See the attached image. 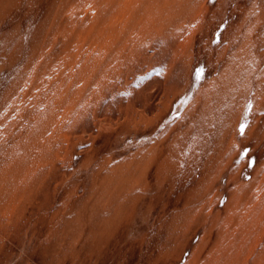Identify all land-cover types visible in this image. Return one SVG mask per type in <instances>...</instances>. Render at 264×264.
Instances as JSON below:
<instances>
[{
  "label": "rangeland",
  "instance_id": "374dc122",
  "mask_svg": "<svg viewBox=\"0 0 264 264\" xmlns=\"http://www.w3.org/2000/svg\"><path fill=\"white\" fill-rule=\"evenodd\" d=\"M0 264H264V0H0Z\"/></svg>",
  "mask_w": 264,
  "mask_h": 264
}]
</instances>
